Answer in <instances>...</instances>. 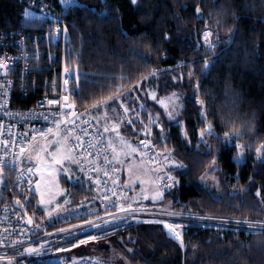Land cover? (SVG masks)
<instances>
[{"label": "trees", "instance_id": "1", "mask_svg": "<svg viewBox=\"0 0 264 264\" xmlns=\"http://www.w3.org/2000/svg\"><path fill=\"white\" fill-rule=\"evenodd\" d=\"M75 4L63 7L60 0H0V34L16 31L37 39L44 53L32 62L34 66L60 67L62 61L77 66L81 73L78 104L90 107L92 117L105 111L111 115L114 103L106 98L116 96V88L122 94L135 86L133 91L146 111L144 124L154 128L155 140L185 166L174 173V188L163 192L152 206L229 222L233 228L190 227L180 247L161 226L141 225L97 242L101 248L93 244L91 249L87 246L75 252L79 257L96 255L116 264H264V230L249 234L237 230L245 226L236 223L264 222V158L258 159L256 153L264 143V0H137L136 4L131 0H75ZM28 9L46 19L25 23ZM61 22L70 38L65 45L48 39ZM205 30L212 33L211 51L202 41ZM205 60L210 62L207 73ZM182 64L188 67H178ZM37 79L43 85L42 76ZM149 86L153 99L146 91ZM169 98L179 107L178 116L171 115V119L169 109L160 104ZM198 98L205 102L206 120ZM102 99L109 108L92 114L94 108L104 106L93 107ZM149 113L160 120L157 126L149 123ZM207 123L213 135L205 133L201 140ZM237 131L241 139L224 143L225 132ZM5 177L0 201L20 200L29 216H40L35 196L24 202L14 191L11 176ZM69 192L72 202L91 196L81 179L69 186ZM52 224L49 229L67 222ZM64 255L35 264H56Z\"/></svg>", "mask_w": 264, "mask_h": 264}, {"label": "built area", "instance_id": "2", "mask_svg": "<svg viewBox=\"0 0 264 264\" xmlns=\"http://www.w3.org/2000/svg\"><path fill=\"white\" fill-rule=\"evenodd\" d=\"M59 24L54 27L52 36L48 39L50 41H61L63 45L68 44L70 42L68 32L65 34L64 24L62 22ZM46 42L49 43L47 40ZM42 52L37 39L30 38L25 33L12 31L7 35L0 34V60H3L6 64V67L0 68V125H2L0 127V141H2L0 143V157H5L9 162V166H12V161L17 156L23 158L24 161L23 171L15 168L9 171L6 168L3 173L11 176L13 186L19 195L32 192L35 185L34 170L32 173L27 171V167L33 168L32 165H27V157L35 146L56 135L58 131L56 122L60 119L61 105L65 103L62 97L69 96L67 103L74 105V107L63 108V112L69 114L66 119L73 120L74 117L70 115L73 112L81 118L75 119L74 123H61L60 129H69L71 135L64 131H60L59 135L67 137V146H75L74 151L71 153L72 156L76 160H83V171H81V166L76 160H74L75 167L77 168L78 178H81L87 184L91 196L76 202L69 200L70 203L63 206L67 224L53 229L46 228L45 224L36 221L32 216H30L32 224L28 226L19 210L12 207L11 204L0 201V262L15 260L18 264H35L36 261L45 258L74 253L82 247L96 244L101 240L141 225L161 226L166 234L174 239L180 247V241L173 238L168 229L164 228L165 223L182 225V227L176 229L181 234V239L183 233L190 227L233 230L231 225L216 219H196L151 205H133L130 201L129 192L124 186L121 170L113 160L108 164L104 160V155H107L110 159L112 155L90 113V107H81L78 104L81 80L78 67L64 63V61H62L60 67H52L51 65L49 67L34 66L32 62L39 61ZM46 55L51 57L52 53L47 52ZM66 68L67 72L65 71ZM37 75L42 76L43 85H39ZM66 78L69 80L67 85L64 83ZM119 89L121 90V88ZM71 93H75V95H70ZM124 94H120L119 97ZM28 98L30 99L29 104H25L24 102ZM47 100H56L59 103L49 105L46 103ZM49 112L53 114L49 119L39 116V114H48ZM81 114L84 115L81 116ZM126 119L128 120V118ZM85 120L87 123H84ZM138 121L142 123L144 128V131L141 132L143 134L139 135L142 137L141 141H146L149 144L145 151L154 152L153 145L150 142L152 137L151 128L148 129V126L139 117H136L135 122L137 124ZM127 123L129 124V121ZM49 128L53 131L49 132ZM77 136L79 139H77ZM141 141L143 152L144 146ZM90 142L103 144L105 151H101L98 156L95 148L89 149ZM21 147L24 148L23 153L20 152ZM151 158L150 161H154L152 155ZM113 166L117 170L114 171ZM89 168L93 170L88 171ZM183 168L174 167L171 174L173 175L175 171H180ZM105 172L108 175H105ZM169 175L162 180L161 188L164 192L174 188V179L170 181L168 179ZM29 181H32V183H29ZM167 184L173 186L166 187ZM117 205L125 209L131 205V209L135 211H121ZM85 219L99 224L100 229L85 227L83 232L77 229L76 237L72 238V242L78 243L79 239H87L88 235L103 236L105 232L109 235L99 241H88L85 244H79L78 247H72V242L64 239L66 233H60L59 230L61 228L72 229L76 225H83ZM104 221L108 223L105 224ZM144 221H160V223H144ZM250 223L257 225V227L249 229L246 224L245 229L237 230L249 234L261 232L259 226L264 222ZM37 225L40 227L38 228ZM29 247L36 248L40 254L26 253L25 248ZM61 247H64L65 250L60 251ZM93 260L103 261L104 264H116L110 259L96 255H84L76 259L62 258L56 264H74V262L75 264H92Z\"/></svg>", "mask_w": 264, "mask_h": 264}, {"label": "rangeland", "instance_id": "3", "mask_svg": "<svg viewBox=\"0 0 264 264\" xmlns=\"http://www.w3.org/2000/svg\"><path fill=\"white\" fill-rule=\"evenodd\" d=\"M63 7H66V5L61 4ZM68 7V6H67ZM29 12L33 13L36 16V12L33 9H28ZM202 41L205 45V41L203 39L202 34ZM209 42L211 45H213V42L211 41V36L209 37ZM207 46V45H205ZM149 84V83H148ZM151 87L149 86L146 88L148 97L150 99L154 98V92L151 91ZM131 89V88H130ZM123 91V90H121ZM120 91V93H121ZM129 92V93H127ZM122 93H125L122 97H119L120 94L114 96L111 100L113 104L110 105L111 115L108 114V112H103L104 110H107L109 106H102L101 108H94L93 113H100L98 117L96 115H93L94 119L96 120L100 132L105 137V140L108 144L109 140H112L114 142V146L120 150L123 149L124 151H128L124 144L121 143V138L123 141L127 142V144H130L133 148H138L140 150L141 154L133 153L129 156L121 155L120 159L125 161L122 164L116 163L120 170L122 171L123 178H124V186L129 192L130 195V201L133 205H154V203L159 202L163 197V189L162 187V180L168 176H172L174 179V173L171 174V170L174 169V167H177V165H181L180 167L185 166L181 163H179L170 151L163 149L162 144L159 141H156L153 136V130L151 129V144L153 145L154 152H146L145 147L142 152V145L140 144V141L142 139L141 132L144 131V128L142 126V123L138 121V124L135 121L136 117H139L143 123L144 117L142 116L144 113H146L144 108V103L141 101L137 93L132 90L124 91ZM174 101V99H172ZM118 104H123V107H121ZM165 105H167V108L169 109L168 114H171L173 118L177 117L179 114V107L175 104V107H173V104L169 102V99H165ZM125 108L128 109L127 112H125ZM128 118V120L126 119ZM149 120L151 119V123L155 126L158 125L160 120L156 119L155 117H152V115L148 116ZM127 121H132V123H127ZM100 124H99V123ZM150 123V124H151ZM117 125V131H112V126ZM107 127L109 131L105 132L104 129ZM150 129V127H148ZM119 133V137L117 135ZM162 141L161 139H159ZM64 147H68L66 143L65 137L62 135H54L53 137L48 138L47 140L43 141L42 143L35 146L33 150L29 153L27 157V165H32L34 168V179H35V185L32 188V192L20 195L25 201L28 202L30 200V197L33 195L36 198V205L38 206V209L42 211L40 216H37L34 214L32 217L42 223L45 224L46 228L53 225H59L60 223L66 222V217L64 213L63 206L65 205V200H70V192H69V186L73 185V183H77L79 179L77 168L75 167V162L73 159H64L61 164H54L52 163V153H56L58 149H62ZM110 149V148H109ZM40 152L41 160L43 161L44 168L48 169L50 168L51 175H49L47 170H43V179L40 173H37L35 171V168L38 165V161L36 159L35 152ZM111 154L113 156L112 150L110 149ZM72 155V154H71ZM151 155L154 158V161H150ZM29 157H31L29 159ZM165 157H169L170 159H165ZM65 169L69 170L71 173V180L69 179V175L66 173ZM182 169V170H183ZM180 170V171H182ZM61 178H64L65 181L68 183V186H65L66 182H62ZM6 180L5 173H3V183ZM82 180V179H81ZM64 181V180H63ZM175 182V181H174ZM3 183L0 184V196H1V190L3 187ZM37 183L40 184L41 191L44 193V197L46 201H51L50 203H46L44 206H41L40 201V195L36 192V186ZM67 185V184H66ZM14 191L16 192V189L14 187ZM157 192L162 193L161 196L157 197V199L154 201L153 197L156 196ZM17 193V192H16ZM147 197V199L145 198ZM47 208L51 213V217L44 214V209ZM173 211V210H172ZM176 213V212H175ZM179 214V213H177ZM186 215V214H183ZM189 217H192L191 215H188ZM196 219H202L200 217H194ZM192 219V218H191ZM244 222V221H243ZM227 224H230L229 222H226ZM242 223V222H241ZM240 224H237L240 228H243ZM51 224V225H50ZM244 226H247L246 224H242ZM228 227V226H227ZM229 228V227H228ZM99 244H95L97 247ZM103 246L100 244L97 248H101ZM93 246H89L88 248L91 249ZM89 254V253H87ZM64 258L68 259H76L79 257L78 252L66 254L63 256ZM0 264H9V261H2ZM11 264H18L17 261L12 260Z\"/></svg>", "mask_w": 264, "mask_h": 264}, {"label": "snow or ice", "instance_id": "4", "mask_svg": "<svg viewBox=\"0 0 264 264\" xmlns=\"http://www.w3.org/2000/svg\"><path fill=\"white\" fill-rule=\"evenodd\" d=\"M131 2L133 4H136L137 3V0H131ZM60 3L61 4H64L66 6H72V7H76L78 5L75 4V0H60ZM201 9L199 7H197L196 9V12L197 13H200ZM42 19H46L45 17H39V16H35L33 13L25 10L24 12V22L27 23V22H35L36 20H42ZM58 31V29H57ZM65 31V34L67 33V28L64 29ZM233 32V36H234V30H230ZM212 35V33L208 30H205L204 33H203V39L205 41V45H207V51H211L213 48H214V45H211L210 42H209V37ZM232 37H230L231 39ZM165 39H170L169 36H165ZM6 67V64L3 60H0V68H4ZM178 67H188V65L186 64H182V65H178ZM209 67H210V62L208 60H205L204 61V72L207 73L208 70H209ZM65 71L67 72V68L65 69ZM152 75H156L155 72L152 73ZM192 76V73L190 72L189 73V77ZM123 79V78H121ZM175 79V77H174ZM64 83L65 85H67L69 83V80L66 78L64 80ZM135 88V86H134ZM133 88V90H134ZM199 90V85H197V92ZM115 92L117 94L120 93V89L119 88H116L115 89ZM70 95H75V93H71ZM175 93H173V97H175ZM107 100H111L112 97L109 96L106 98ZM62 100L65 102L63 105H61V113L59 114L60 115V119L56 122L57 123V133L56 135L59 136V132L60 131H64L66 133H68V135H71V131L67 128H64V129H60V124L61 123H74L75 122V119H80L81 117H77L76 114L73 112L71 113L70 115L72 117H74L73 120H69V119H66V117L69 115V114H66L63 112V108L64 107H68V108H71V107H74V105L72 104H68L67 101L69 100V96H63L62 97ZM169 102L173 104V107H175V102L172 100V98H169ZM47 104L49 105H54V104H58L59 102L56 101V100H47L46 101ZM197 103H199L201 106H202V112H201V116L205 118L206 120V107H205V102L201 99H197ZM104 105L106 106V100L102 99V100H99V101H96L94 104H93V107H96V105ZM160 104L162 107H165L166 108V111L168 110L167 108V105H165V101L164 100H161L160 101ZM121 107H123V104L120 105ZM128 109L125 108V112H127ZM53 115L51 112H49L48 114H39V116L43 117L44 119H49V117ZM84 114H81V116H83ZM169 118L171 119V114H169ZM151 119L149 120V123H151ZM84 123H87V121L85 120ZM129 123H132V121H129ZM0 127H2V125H0ZM49 132H52L53 130L51 128H49L48 130ZM105 132L109 131V129L107 127H105L104 129ZM112 131L116 132L117 131V125H113L112 126ZM207 133L209 136L213 135V131H212V125L211 123H207L206 124V127L204 129H202L201 131V140H203L204 138V134ZM118 137H119V133H117ZM233 138H235L236 140H239L241 139V135L240 133L237 131L235 132L234 134L230 135L228 132H225L224 133V143L228 144L230 143ZM65 139H67V137H65ZM77 139H79V137L77 136ZM0 143H2V141H0ZM121 143L124 144V147L128 150V151H124L123 149H120L118 150L115 146H114V142L112 140H109L108 141V144H107V147L110 148L112 150V153H113V156L111 157V159L107 156V155H104V160L106 162V164L108 163H111V160H115L116 163H119V164H122L124 163L125 161L121 160L120 159V156L121 155H124V156H129L133 153H137V154H141L142 156L144 155L143 153H140V150L138 148H133L130 144H127V142L123 141L122 138H121ZM141 143L143 144V146L145 148L149 147V144L146 142V141H141ZM74 148L75 146H68V147H64L62 149H58L56 153H52V163L54 164H61L62 161L64 159H73V160H76V158L74 156L71 155V153L74 151ZM92 148H95L96 151H97V154L99 156V153L101 151H105V147L103 144H100V143H97V144H93V143H89V149H92ZM236 148L238 150V152L241 153V155H243V151H242V145L240 143H237L236 144ZM20 152L23 153L24 152V148L21 147L20 149ZM256 153H257V158H264V143H261L257 148H256ZM90 154V152H89ZM15 155V154H14ZM35 155H36V159L37 161L39 162L37 167L35 168V171L37 173H40L41 176H42V179H43V170H47L49 175H51V169L48 168V169H45L44 168V164H43V161L41 160V157H40V152L39 151H36L35 152ZM31 157H29L30 159ZM98 158V157H97ZM149 159H152L151 157ZM165 159H170L169 157H165ZM76 162L81 166V171H83V160L80 159V160H76ZM24 161H23V158L17 156L13 161H12V166H9V162L5 159V157H0V184L3 183V172L4 170L7 168L9 171H12L13 168H15L16 170H20V171H23L22 169V165H23ZM91 163V162H89ZM213 163H215V161H213ZM181 165H177V167H180ZM33 168L32 167H27V171L29 173H32L33 172ZM93 169L92 168H89L88 171H92ZM98 170V169H97ZM113 170H117L115 169V167L113 166ZM66 173L69 175V179L71 180V173L69 170L65 169ZM105 175H108L107 172H105ZM91 178V177H89ZM168 179L171 181L173 180V177L169 176ZM115 183V180L113 181ZM29 183H32V181H29ZM173 185L172 184H167L166 187H172ZM36 192L37 194L40 195V205L41 206H44L46 203H50L51 201H46L45 200V197H44V193L41 191V187H40V184L37 183V186H36ZM162 193L160 192H157L156 196L153 197V200L155 201L157 199V197L161 196ZM106 198V197H105ZM147 199V197H145ZM65 205L69 204L70 201L69 200H65L64 201ZM16 204L19 205L20 207H25L24 204L21 203L20 200H16ZM117 207H120L119 205H117ZM67 210V209H65ZM120 210L121 211H130V212H134L135 210L131 209V205L128 206L127 209L123 208V207H120ZM44 214L51 217L52 213L47 209L45 208L44 209ZM26 215V213H25ZM174 215V214H173ZM99 218V217H97ZM27 223L31 224L32 223V220L29 219L27 221ZM105 224H107L108 222L107 221H104ZM144 223H160V221H144ZM237 224H240L241 222L240 221H237L236 222ZM243 223L247 224L248 225V228L249 229H254L257 227V225L253 224V223H250L248 221H244ZM37 227L39 228L40 226L37 225ZM85 227H88V228H95V229H100V225L99 224H96L94 223L93 221L91 220H88V219H85L84 221V224L83 225H76L74 226V228L72 229H64V228H61L59 231L60 233H66V235L64 236V239L67 240V241H70L72 242V238L76 237V230L78 229L80 232H83L84 231V228ZM182 227V225L180 224H169V223H165L164 224V228L168 229L170 235L175 238L176 240H179L180 243H181V247H183V241L181 239V234L179 232L176 231V229ZM260 229L261 230H264V224H261L260 226ZM109 235V233L105 232L103 234V236L101 235H88L87 239H79L78 243L76 242H72V247H78L79 244H85L87 243L88 241H99L100 239L102 238H106L107 236ZM65 248L64 247H61L60 248V251H64ZM129 252L132 251V249H129L128 250ZM25 252L28 253V254H36V255H39L40 252L39 250H37L36 248H32V247H29V248H25ZM9 264H11V261H9ZM75 264V262H74ZM92 264H104L103 261H100V260H93L92 261Z\"/></svg>", "mask_w": 264, "mask_h": 264}, {"label": "water", "instance_id": "5", "mask_svg": "<svg viewBox=\"0 0 264 264\" xmlns=\"http://www.w3.org/2000/svg\"><path fill=\"white\" fill-rule=\"evenodd\" d=\"M12 207H14L15 209L19 210L21 212V214L23 215V217L25 218L26 220V223L29 219H31V217L28 215V213L26 212L25 208L24 207H20L19 205L16 204V201L15 202H12ZM26 213V215H25ZM32 220V219H31ZM32 224V223H31ZM31 224L27 223L28 226H31Z\"/></svg>", "mask_w": 264, "mask_h": 264}]
</instances>
